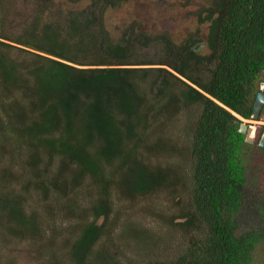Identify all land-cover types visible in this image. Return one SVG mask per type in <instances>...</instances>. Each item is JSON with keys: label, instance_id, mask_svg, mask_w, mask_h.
I'll return each mask as SVG.
<instances>
[{"label": "trees", "instance_id": "1", "mask_svg": "<svg viewBox=\"0 0 264 264\" xmlns=\"http://www.w3.org/2000/svg\"><path fill=\"white\" fill-rule=\"evenodd\" d=\"M126 1L90 0L73 10L63 30L42 20L40 12L48 5H40L11 37L0 10V167L26 137L32 143H24L30 157L25 164L44 166L38 178L21 169L12 180L15 163H5L1 212L34 225L35 215H25L23 191L35 190L44 201H68L73 218L74 190L88 182L98 187L108 180L106 174L125 208L136 209L143 201L154 205L162 192L177 194L186 180L190 202L178 220L173 216L166 222L173 230L181 228L185 238L173 255L122 260L98 248L121 214L120 208L113 211L114 197L103 192L69 230L73 264H254L264 229L242 227L236 217L253 196L246 194L252 149L264 148L258 137L245 142L239 126L241 118H251L264 73V0H211L199 17L208 22L206 52L197 46L200 39L176 44L166 32L149 34L132 26L114 38L105 15ZM194 103L201 106L198 115L192 112ZM180 113L189 120L174 137L177 141L183 133L188 143L183 150L172 145L173 135L148 130ZM151 155L165 159L151 166ZM51 160L60 162L54 170ZM21 178L24 184L14 187ZM123 229L124 237L141 248L155 252L160 246L159 233L140 230V224L125 221Z\"/></svg>", "mask_w": 264, "mask_h": 264}, {"label": "rangeland", "instance_id": "2", "mask_svg": "<svg viewBox=\"0 0 264 264\" xmlns=\"http://www.w3.org/2000/svg\"><path fill=\"white\" fill-rule=\"evenodd\" d=\"M89 1L82 0L74 5L66 0H3L1 1L2 8L0 10L1 13L5 14L4 32L8 37L20 32L23 20H31L37 8L44 4H47L48 7L44 12L39 11L44 17L42 20L44 22L52 21L57 24L56 27L59 30H63L72 16L73 10L83 9ZM210 4L211 0H127L119 8L108 9L104 23L114 38L121 35L124 29L132 26L135 30L141 29L149 34L166 32L176 44H182L190 37L200 39L202 42L197 46L200 47L201 52H206L204 44L208 22H200L199 17L205 14L204 9ZM13 45L17 46L16 43H13ZM12 50L13 55L18 52L16 48ZM260 80L261 82L264 81V73ZM259 89H261L260 84ZM191 107L192 112L198 115L201 110L200 104L194 103ZM188 122V118H184L180 113L171 120L165 119L156 125L147 126L149 132L158 131L160 134L165 132L168 135H173L172 145L178 144L179 149L183 150L188 146V143L182 140L183 133L181 132V136L177 141L174 137L178 129L183 125H187ZM247 123L248 125H258L256 130L259 137L264 129V119H250L247 120ZM24 143H32V141L28 140L27 137L23 138L20 141V147L11 149L15 155L11 157L8 155L5 158L6 160L10 157L11 159L8 161H14L15 163L12 173H10L13 174L12 180L17 179V174L20 173L21 169H24V172L30 178H38L44 175L42 172L44 170L43 165L37 163L34 167H29L25 164V161L30 163V157L27 155L28 152L23 149ZM0 151L2 150L0 149ZM18 151L21 153L16 154ZM252 151L250 158L253 160L250 159L247 163V181L249 184L246 187V194L256 197L254 200H251V197L243 203V208L236 219L242 227L258 225L264 229V220L262 219L264 213V151L256 149H252ZM164 157L165 155H151L147 164L153 166ZM46 158L50 157L45 155ZM8 161L5 163L7 164ZM5 163L0 167V189L3 191L1 175ZM59 163V161L51 160V168L54 170ZM110 175L108 177L106 174L108 180L101 182L98 187L94 186L92 182H88L85 183L83 188L79 186L74 190V193L78 195L77 197L72 196L70 199L74 208L73 218L66 209L68 205H72L67 204L68 201H65V204H60L62 201L58 204L52 200L44 201L43 197L35 190L23 191L27 196L24 205L26 213H24L25 215H35L37 221L34 225L27 226L29 221L26 217H22L21 222L13 220L10 218L8 211L1 212L2 208H0V264H73L70 250L74 235L70 234L69 230L73 225L81 222L80 218L87 213L86 208L90 204H94L103 192H109V195L114 197L111 199L113 211L120 208L121 214L111 224V235L99 240L97 243L98 248L107 249L113 256L116 253L122 260L136 257L145 259L148 256L155 255L162 257L173 255L185 238H183L181 228L178 231L173 230L169 228L170 224H166V222L173 216L178 220L177 215L180 214V210L189 204L190 194L187 190V181L183 182L184 186L178 190L177 194L171 196L162 192L157 195L158 201L154 205L143 201L138 203L140 209H134L133 207L129 209V206L125 208V201L121 199V194L117 193L116 183ZM20 184H24L22 178L20 183L14 187L20 188ZM104 189L106 190L102 191ZM258 198L260 204L255 203ZM143 204H149V206ZM125 221H131L132 225L139 226L140 224V230L148 229L154 234L159 233L156 236H160L161 243L172 240L168 244L164 242L162 247L160 243V246L154 249L155 252L158 250L161 254L153 252V249L141 248L134 238L127 239L124 237L123 230L125 228L123 229V223ZM22 222L25 223L22 224ZM138 252L142 255H139ZM253 255L254 264H264V241L255 248ZM88 264H91V262L89 261Z\"/></svg>", "mask_w": 264, "mask_h": 264}, {"label": "water", "instance_id": "3", "mask_svg": "<svg viewBox=\"0 0 264 264\" xmlns=\"http://www.w3.org/2000/svg\"><path fill=\"white\" fill-rule=\"evenodd\" d=\"M261 90L258 91L255 95L253 109L251 113V117L253 119L262 118L264 119V81L261 82ZM255 131H256V125H247L243 122L240 123L239 132L245 134V142L253 143L255 139ZM258 146L261 148H264V129L263 132L257 142Z\"/></svg>", "mask_w": 264, "mask_h": 264}, {"label": "clouds", "instance_id": "4", "mask_svg": "<svg viewBox=\"0 0 264 264\" xmlns=\"http://www.w3.org/2000/svg\"><path fill=\"white\" fill-rule=\"evenodd\" d=\"M186 81H187V80H186ZM260 85H261V83H260ZM198 89H199V88H198ZM199 90L202 91L201 89H199ZM260 90H261V89H260ZM260 90H259V91H260ZM262 91H264V89H263ZM203 93H205V92H203ZM254 99H255V98H254ZM253 104H254V103H253ZM250 119H253V118L251 117ZM250 119H244V118H241V120H242L241 122L245 123V124L247 125V127H248L249 125H248V123H247V120H250ZM245 120H246V122H244ZM250 125H251V124H250ZM239 127H240V126H239ZM257 127H258V125H256V128H257ZM243 134H244V133H243ZM256 134H257V130L255 131V134H254V136H255L254 142L257 140L256 138L258 137V134H257V135H256ZM261 134H262V133H261ZM260 136H261V135H260ZM260 136H259L258 138H260ZM258 140H259V139H258ZM254 142H253V143H254Z\"/></svg>", "mask_w": 264, "mask_h": 264}]
</instances>
